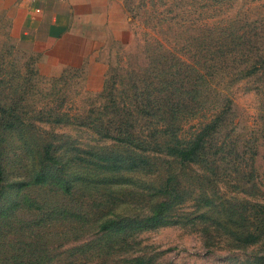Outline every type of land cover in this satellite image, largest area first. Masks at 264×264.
I'll return each mask as SVG.
<instances>
[{"label":"trees","instance_id":"16d2710c","mask_svg":"<svg viewBox=\"0 0 264 264\" xmlns=\"http://www.w3.org/2000/svg\"><path fill=\"white\" fill-rule=\"evenodd\" d=\"M231 1L216 0L217 11ZM165 18L157 17L160 22ZM206 28L184 37L186 43L179 46L159 41L145 65L120 75L119 85L117 74H105L102 88L75 111L59 105L31 109L26 115L8 101L0 104V264H103L108 258L111 264H160L158 253L145 250L139 235L185 219L175 212L187 190L174 168L180 165L182 171L190 162L211 167L207 147L232 102L226 87L264 69V46L253 44L245 29L238 31L231 17L217 18L215 26ZM213 38L215 42L208 43ZM196 115L204 117L201 123L188 135L180 134L183 123ZM36 121L83 125L98 138L113 141L82 146ZM13 136L20 140L19 156L10 154ZM160 162L169 170L151 191L115 187L118 175L153 173ZM34 188L42 192L34 194ZM147 194L155 199L141 209L137 204ZM126 201L136 209L118 210ZM214 203L210 197L204 201ZM251 207L248 215L245 205L224 207L233 227L224 220L219 223L227 231L229 247L258 244L259 250L245 254L237 264H264V202ZM209 219L203 232L217 224Z\"/></svg>","mask_w":264,"mask_h":264},{"label":"rangeland","instance_id":"374dc122","mask_svg":"<svg viewBox=\"0 0 264 264\" xmlns=\"http://www.w3.org/2000/svg\"><path fill=\"white\" fill-rule=\"evenodd\" d=\"M115 1L121 5L126 16L130 14L129 8L133 7L134 16L131 19L129 15L127 21L128 40L122 42L110 37L99 51L98 58L107 65L105 74H117L118 85L120 75L126 76L128 68L145 65L149 51H157L159 43L177 46L186 43L184 37L203 33L207 25L215 26L217 18L231 17L238 31L245 29L251 35L253 44L264 46V0H232L219 11L216 0H164L165 3L156 0L154 5L148 3L146 6L137 4L139 0ZM164 16L168 18L158 21L157 17ZM6 28L1 15L0 99L3 97L4 100H0V104L8 101L10 106L14 105L25 114L31 109L57 108L59 105L75 111L95 95L97 91L87 89L85 72L81 68H66L57 75H39L35 68V56L17 47ZM213 42L215 38L208 41ZM226 88L232 102L219 130L209 141L212 146L207 147V159L213 161L209 163L211 167L190 162L182 171H179L180 165H172L171 168L176 166L174 169L178 170L177 175L187 190L185 202L175 210L185 219L144 230L139 235L145 250L158 253L160 264H237L245 254L259 250L258 244L246 248L229 247L224 240L227 231L219 223L223 224L224 220L228 227H233V220H227L224 207L245 205L244 213L248 215L253 209L252 203L264 202V69ZM203 119L201 115L187 119L180 134L188 135ZM35 123L41 128L65 133L82 146L110 144L113 141L98 138L96 133L83 125ZM12 138L14 146L10 154L19 156L20 140L16 136ZM75 170L78 173L81 171L80 168ZM168 170L160 162L153 173H124L117 176L119 181L115 187L120 190L127 187L137 192L140 189L151 191L164 181ZM249 176L251 180H248ZM31 191L34 194L42 192L36 188ZM45 193L51 198L56 197L46 190ZM207 197L215 203L210 206L204 204ZM154 199L147 194L137 205L146 209ZM133 205V202L126 201L117 209L132 211L136 209ZM198 213H204L205 217H197ZM208 217L214 222L217 220V224H210L209 231L203 232L201 227L210 222ZM112 260L108 258L103 264H111ZM99 261L86 264H98Z\"/></svg>","mask_w":264,"mask_h":264},{"label":"crops","instance_id":"0c3cea01","mask_svg":"<svg viewBox=\"0 0 264 264\" xmlns=\"http://www.w3.org/2000/svg\"><path fill=\"white\" fill-rule=\"evenodd\" d=\"M0 14L40 74L81 68L91 91L102 88L107 69L99 51L110 37L128 40L129 18L115 0H0Z\"/></svg>","mask_w":264,"mask_h":264}]
</instances>
